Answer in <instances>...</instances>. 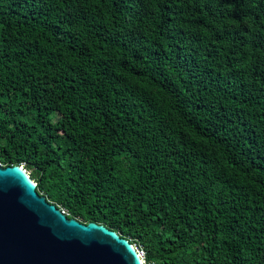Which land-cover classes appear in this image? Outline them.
Returning a JSON list of instances; mask_svg holds the SVG:
<instances>
[{
  "label": "trees",
  "instance_id": "1",
  "mask_svg": "<svg viewBox=\"0 0 264 264\" xmlns=\"http://www.w3.org/2000/svg\"><path fill=\"white\" fill-rule=\"evenodd\" d=\"M146 264H264V0H0V166Z\"/></svg>",
  "mask_w": 264,
  "mask_h": 264
},
{
  "label": "water",
  "instance_id": "2",
  "mask_svg": "<svg viewBox=\"0 0 264 264\" xmlns=\"http://www.w3.org/2000/svg\"><path fill=\"white\" fill-rule=\"evenodd\" d=\"M0 264H145L139 249L96 222L69 218L24 166H0Z\"/></svg>",
  "mask_w": 264,
  "mask_h": 264
},
{
  "label": "built area",
  "instance_id": "3",
  "mask_svg": "<svg viewBox=\"0 0 264 264\" xmlns=\"http://www.w3.org/2000/svg\"><path fill=\"white\" fill-rule=\"evenodd\" d=\"M65 213V211H63ZM141 257L145 260V253L143 250H139ZM146 264V262H145Z\"/></svg>",
  "mask_w": 264,
  "mask_h": 264
}]
</instances>
